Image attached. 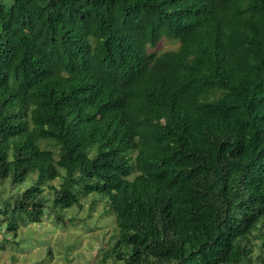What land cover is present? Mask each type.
Here are the masks:
<instances>
[{
  "label": "trees",
  "instance_id": "16d2710c",
  "mask_svg": "<svg viewBox=\"0 0 264 264\" xmlns=\"http://www.w3.org/2000/svg\"><path fill=\"white\" fill-rule=\"evenodd\" d=\"M4 184L0 248L97 194L99 264H264V0H0Z\"/></svg>",
  "mask_w": 264,
  "mask_h": 264
},
{
  "label": "rangeland",
  "instance_id": "374dc122",
  "mask_svg": "<svg viewBox=\"0 0 264 264\" xmlns=\"http://www.w3.org/2000/svg\"><path fill=\"white\" fill-rule=\"evenodd\" d=\"M176 47L174 39L163 37L149 50L161 53ZM60 183V178L51 182L54 186ZM5 187L8 189L9 185L0 186V191ZM95 195L82 196L77 204L65 209L64 214L48 208L40 224L21 227L15 238L18 245L7 242L0 248V264H99L102 252L111 245L117 231L106 201ZM58 215H62L63 220ZM0 239L3 242L1 235ZM257 253L255 249L250 264H260ZM106 264L112 263L107 261Z\"/></svg>",
  "mask_w": 264,
  "mask_h": 264
}]
</instances>
